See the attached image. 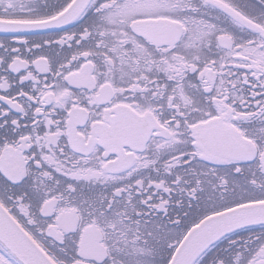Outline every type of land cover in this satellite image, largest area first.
I'll return each instance as SVG.
<instances>
[{
  "label": "snow or ice",
  "instance_id": "1",
  "mask_svg": "<svg viewBox=\"0 0 264 264\" xmlns=\"http://www.w3.org/2000/svg\"><path fill=\"white\" fill-rule=\"evenodd\" d=\"M0 264H264V0H0Z\"/></svg>",
  "mask_w": 264,
  "mask_h": 264
}]
</instances>
